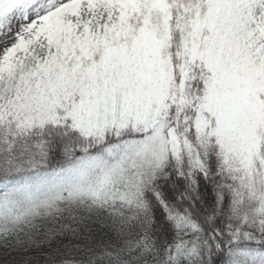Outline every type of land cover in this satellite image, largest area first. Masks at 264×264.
I'll return each instance as SVG.
<instances>
[{"label": "snow or ice", "instance_id": "obj_1", "mask_svg": "<svg viewBox=\"0 0 264 264\" xmlns=\"http://www.w3.org/2000/svg\"><path fill=\"white\" fill-rule=\"evenodd\" d=\"M0 264H264V0H0Z\"/></svg>", "mask_w": 264, "mask_h": 264}]
</instances>
